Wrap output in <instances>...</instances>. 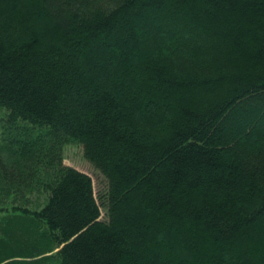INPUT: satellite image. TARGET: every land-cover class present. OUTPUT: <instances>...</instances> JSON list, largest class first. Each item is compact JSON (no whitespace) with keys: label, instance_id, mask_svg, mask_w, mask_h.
Masks as SVG:
<instances>
[{"label":"trees","instance_id":"trees-1","mask_svg":"<svg viewBox=\"0 0 264 264\" xmlns=\"http://www.w3.org/2000/svg\"><path fill=\"white\" fill-rule=\"evenodd\" d=\"M0 117V264H264V0H0Z\"/></svg>","mask_w":264,"mask_h":264},{"label":"rangeland","instance_id":"rangeland-1","mask_svg":"<svg viewBox=\"0 0 264 264\" xmlns=\"http://www.w3.org/2000/svg\"><path fill=\"white\" fill-rule=\"evenodd\" d=\"M1 119V117H0ZM0 131L1 128H0ZM65 164L78 168L93 178L95 192L98 194L103 188L104 177L84 156L83 146L76 142H70L65 147ZM9 200V199H8ZM2 202V201H1ZM4 204H9V201ZM104 215V210H103Z\"/></svg>","mask_w":264,"mask_h":264}]
</instances>
